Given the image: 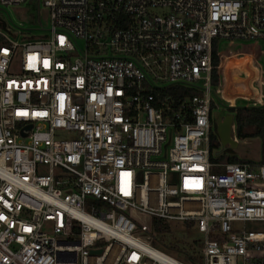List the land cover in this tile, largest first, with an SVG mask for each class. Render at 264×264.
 <instances>
[{
	"label": "built area",
	"instance_id": "built-area-1",
	"mask_svg": "<svg viewBox=\"0 0 264 264\" xmlns=\"http://www.w3.org/2000/svg\"><path fill=\"white\" fill-rule=\"evenodd\" d=\"M39 3L41 37L0 18V264H187L151 219L193 223L196 264H264V133L257 162L209 138L226 45L252 48L264 108V0Z\"/></svg>",
	"mask_w": 264,
	"mask_h": 264
},
{
	"label": "rangeland",
	"instance_id": "rangeland-1",
	"mask_svg": "<svg viewBox=\"0 0 264 264\" xmlns=\"http://www.w3.org/2000/svg\"><path fill=\"white\" fill-rule=\"evenodd\" d=\"M27 1L26 3L18 6H12L9 8L0 7V18L6 23V25L13 29H21L22 33L27 37H41L48 29V13L47 10L39 5L38 12L32 10V6ZM234 48H237L234 46ZM230 45H226L223 51L220 52L221 56L225 59L220 65L217 72L218 85L217 91L222 97L219 101V109L213 110V120L219 119L222 115L234 110V107H250V102L241 98L234 99L236 97L250 98V86L252 80V69L245 60H250L253 57V51L251 47H243L238 51H235ZM250 48V49H249ZM251 50V52H249ZM243 58L239 64L233 60ZM251 55V58L247 57ZM248 58V59H247ZM232 61V65L228 68L227 62ZM252 62V60H251ZM261 63V59H258ZM239 66V67H238ZM242 70V71H239ZM244 74V77L239 79L238 73ZM234 115V113H231ZM253 132V131H250ZM221 150V146L219 151ZM233 155L239 160L257 162L260 160L261 155V140L259 137H248L244 140H239L238 145L232 150ZM171 233L166 235V241H181L187 243H193L201 239V235L197 232H189L184 229V225L180 222H172ZM250 230H260V226H248ZM191 231V230H190Z\"/></svg>",
	"mask_w": 264,
	"mask_h": 264
},
{
	"label": "trees",
	"instance_id": "trees-1",
	"mask_svg": "<svg viewBox=\"0 0 264 264\" xmlns=\"http://www.w3.org/2000/svg\"><path fill=\"white\" fill-rule=\"evenodd\" d=\"M32 6V10L38 12L39 0H29L28 2ZM213 66H217L218 59L213 56ZM211 83L213 88L218 85L217 70L213 69L211 74ZM185 94L193 95L194 93L190 90H186ZM234 113V125L235 133L238 140H244L248 137H262L264 133V108L255 107H238L236 110H230ZM253 131V132H250ZM210 160L215 162H227V163H239L240 160L233 155L231 149H227L224 153L215 155L219 152L220 142L215 131H210ZM171 224L158 219L150 220V230L148 236H150V244L152 247L173 255L180 261L187 264H196L195 258L192 257L196 251L197 242L187 243L181 241H166V235L171 233ZM184 229L191 232L194 224H183Z\"/></svg>",
	"mask_w": 264,
	"mask_h": 264
},
{
	"label": "water",
	"instance_id": "water-1",
	"mask_svg": "<svg viewBox=\"0 0 264 264\" xmlns=\"http://www.w3.org/2000/svg\"><path fill=\"white\" fill-rule=\"evenodd\" d=\"M249 52H251V50H249ZM241 57L242 56H240L239 59H235V57L233 55V60L236 62V64H239L240 61L243 59ZM247 57L251 58V55H248ZM233 60H231L230 62H227V67L228 68L234 63ZM251 60H252V58L249 61L245 60V63L248 64V66H250L251 69H252ZM232 61H233V63H232ZM239 71H242V70L239 69ZM253 81L254 80H251V83L249 81V86H250V88H249L250 89V94L249 95H251L250 98L236 97L234 99L241 98L243 100H250L252 97H255L256 96V90L253 87ZM232 122H233V116L230 115V116H228L225 119L224 122H219V124L217 126L216 134H217V137L219 139L220 146H221V150L218 152V154L224 153L227 149L233 150V149H235L237 147L235 142L230 137V131H231L230 126H231ZM26 129H30V126H28Z\"/></svg>",
	"mask_w": 264,
	"mask_h": 264
},
{
	"label": "flooded vegetation",
	"instance_id": "flooded-vegetation-1",
	"mask_svg": "<svg viewBox=\"0 0 264 264\" xmlns=\"http://www.w3.org/2000/svg\"><path fill=\"white\" fill-rule=\"evenodd\" d=\"M256 61H257V59H256V57H255V55H254V53H253V57H252V74H251V76H252V80H254V81H253V87H254V84L258 81V79H259V74H260V70H259V67H258ZM238 77H239V79H241V78L244 77V74L238 73ZM229 110H231V108H229ZM231 113H232V112H228V113H226L225 115H222L219 119H217V120L214 119V120L212 121V124H211V131H215V132H216V130H217V126H218L219 122H224L225 119H226L228 116L231 115ZM232 116H233V115H232Z\"/></svg>",
	"mask_w": 264,
	"mask_h": 264
},
{
	"label": "bare ground",
	"instance_id": "bare-ground-1",
	"mask_svg": "<svg viewBox=\"0 0 264 264\" xmlns=\"http://www.w3.org/2000/svg\"><path fill=\"white\" fill-rule=\"evenodd\" d=\"M224 59H225V57L220 55V65H221V63L223 62ZM219 68H220V66H219Z\"/></svg>",
	"mask_w": 264,
	"mask_h": 264
},
{
	"label": "crops",
	"instance_id": "crops-1",
	"mask_svg": "<svg viewBox=\"0 0 264 264\" xmlns=\"http://www.w3.org/2000/svg\"><path fill=\"white\" fill-rule=\"evenodd\" d=\"M250 49V48H249ZM240 73V72H239Z\"/></svg>",
	"mask_w": 264,
	"mask_h": 264
}]
</instances>
